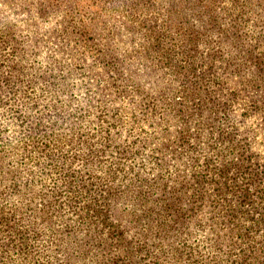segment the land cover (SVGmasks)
Returning a JSON list of instances; mask_svg holds the SVG:
<instances>
[{
	"label": "rangeland",
	"instance_id": "obj_1",
	"mask_svg": "<svg viewBox=\"0 0 264 264\" xmlns=\"http://www.w3.org/2000/svg\"><path fill=\"white\" fill-rule=\"evenodd\" d=\"M262 108L264 0H0V264H264Z\"/></svg>",
	"mask_w": 264,
	"mask_h": 264
},
{
	"label": "trees",
	"instance_id": "obj_2",
	"mask_svg": "<svg viewBox=\"0 0 264 264\" xmlns=\"http://www.w3.org/2000/svg\"><path fill=\"white\" fill-rule=\"evenodd\" d=\"M229 31L231 32V34L230 35H228V34H225L226 35V37H233V41L234 42H238L239 41V38H238V34H237V32H238V28L237 29H234V27H232V25H231V27L229 28ZM255 82H256V80H255ZM254 82V83H255ZM252 83H253V81H252ZM253 83V84H254ZM193 95H194V93H193ZM193 95H191V96H186L188 99H192V96ZM262 110H264V108H262ZM181 113H182V111H181ZM227 133H225V138L229 135V134H227ZM182 137H180V139H181ZM181 143L180 144H184L183 142L184 141H180ZM89 151L92 153V151H91V149H89ZM228 157V154H225V159ZM80 159V158H79ZM78 158L76 159V160H79ZM74 160V159H73ZM76 160H74V161H76ZM73 161V162H74ZM227 163V161L225 160V164ZM227 176H228V173H227V171L225 170V180L227 179ZM85 181H87V182H90L91 180H84V182ZM248 184H249V187H251L253 184H255V181L254 180H251V179H248ZM235 187H234V189H233V191H232V193H234L235 192ZM244 191H245V189H244ZM196 194L197 193H191L190 194V196H189V198L190 199H194V198H196ZM241 195L243 196V199L241 200V201H243V200H245L246 199V197H247V195H246V193H241ZM259 199H261V203H259L258 201V203L259 204H262V207H261V209H262V214L260 215V221H257V223L256 222H253L252 223V225L253 226H255L256 224H258V222H261L262 223V225L264 226V191H261L260 192V194H259ZM172 205H176V204H172ZM169 207V206H168ZM173 208H175L177 211V213H176V216H175V218H173L172 216H170L169 215V219H168V221L167 222H161L160 224H159V227H160V230L162 231V230H165L167 227H169V228H171V229H173V231L174 230H176L178 233H173V234H176V235H179V236H182L181 234L183 233V230L181 229V228H185V217H187V215H185L184 213H181L176 207H173ZM95 215H97V216H99L100 218H102V216H106V214H105V211L104 210H102V209H100V210H97V209H95ZM107 226H110V225H107ZM170 232H172V231H170ZM157 236H159L160 237V235H157ZM189 249L188 248H182V249H180V250H176L175 251V253H176V255H175V261L176 262H179L180 260H182L183 259V257H187V256H189V257H187L186 259L188 260L189 258H190V251H188ZM247 260L248 261H250V262H252V263H254V264H262L263 263V261H261V259H256V257H243V259H242V263L241 264H248L247 263ZM116 262V261H115ZM228 264H238V263H234V262H231V263H228Z\"/></svg>",
	"mask_w": 264,
	"mask_h": 264
}]
</instances>
